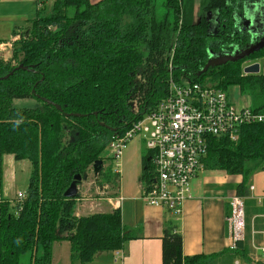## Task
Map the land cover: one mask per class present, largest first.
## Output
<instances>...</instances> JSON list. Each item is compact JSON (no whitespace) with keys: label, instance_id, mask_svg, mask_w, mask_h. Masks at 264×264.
Returning <instances> with one entry per match:
<instances>
[{"label":"trees","instance_id":"16d2710c","mask_svg":"<svg viewBox=\"0 0 264 264\" xmlns=\"http://www.w3.org/2000/svg\"><path fill=\"white\" fill-rule=\"evenodd\" d=\"M50 2L47 15L39 3L28 36L13 45L12 59L0 61V78L12 73L0 80V163L8 155L30 168L23 201L9 206L0 199V264L23 258L24 264H53L54 243H68L71 264H90L96 254L124 248L131 237L119 210L76 217L78 196L63 195L75 176L86 177L96 161L104 162L112 138L155 109L170 80L208 83L225 92L235 86L253 111L264 113V75L241 74V64L264 57V49L197 77L212 55L249 45L241 18L263 0H202L197 23L185 20L183 0H163L160 19L156 0ZM20 65L27 70H15ZM30 98L37 107L12 106L14 99ZM203 168L241 176L237 195L247 197L250 176L264 170V124L243 127L235 144L212 138ZM150 170L146 161L143 188L151 182ZM104 173L105 182L115 185L110 169ZM161 242L162 264H215L219 258L184 257L172 221L165 222Z\"/></svg>","mask_w":264,"mask_h":264},{"label":"crops","instance_id":"0c3cea01","mask_svg":"<svg viewBox=\"0 0 264 264\" xmlns=\"http://www.w3.org/2000/svg\"><path fill=\"white\" fill-rule=\"evenodd\" d=\"M89 1L97 3L102 0ZM198 2L200 1L194 0L193 15L198 13ZM39 3H42L41 7L46 6V0H0L1 62L12 59L13 45L19 39V31L30 23ZM249 11L247 9V13L243 15L252 16L248 14ZM260 13L264 17V12ZM245 26L252 27L251 24ZM123 152L118 174L115 169L117 175L109 201V209L119 210L122 226L131 237L120 251L121 264H162L161 238L167 221H172L181 234L184 257L217 255L219 258L215 264H264V256L255 249L264 245V239L257 234L252 236L253 232L264 231V170L252 174L247 182L249 194L243 198L245 240L234 244L230 238L227 219L230 215V199L237 195V188L242 182L241 176L202 168L190 182V198L183 203L181 215L175 217L165 209L146 205L141 199L143 187L140 177L143 174L145 157L149 154L143 138H134ZM8 158V155H4L1 161ZM20 164V161L14 160L7 169L10 180H13L18 169L21 174L25 173L27 183L29 165L24 163L20 167ZM107 166L108 164L103 165L106 168ZM2 175L5 183L4 173ZM4 192L5 186L2 185L0 198L10 201ZM114 254L115 252L96 254L90 264H99L100 258L102 264H114ZM227 256L232 257V262H225Z\"/></svg>","mask_w":264,"mask_h":264},{"label":"built area","instance_id":"2783aa9c","mask_svg":"<svg viewBox=\"0 0 264 264\" xmlns=\"http://www.w3.org/2000/svg\"><path fill=\"white\" fill-rule=\"evenodd\" d=\"M257 124H264V113L234 105L225 91L209 84H176L170 80L168 95L123 135L112 138L107 156L118 174L123 150L135 136H141L153 165L151 182L144 186L141 199L148 206L178 217L183 203L190 198L191 180L203 168L208 142L215 138L235 144L241 128ZM23 199L19 193L17 200ZM229 205L227 223L235 244L245 240V205L238 195L231 197ZM254 234L264 239V231ZM255 249L264 256V245ZM121 256L120 251L115 252L114 264H121Z\"/></svg>","mask_w":264,"mask_h":264},{"label":"rangeland","instance_id":"374dc122","mask_svg":"<svg viewBox=\"0 0 264 264\" xmlns=\"http://www.w3.org/2000/svg\"><path fill=\"white\" fill-rule=\"evenodd\" d=\"M199 1H200V2H198L199 7L197 9L198 13L193 15V12L191 10L190 5H188V2H190L193 5L194 0H183L185 5H183L181 7V9L185 7V9L183 10L185 12V15H186V16H184L185 20L188 21V20L192 19L193 23L198 22L199 14H200V6L202 4V0H199ZM162 3H163V0H156V3H155L156 16L158 19L162 18L165 14V11H166L165 8L163 7ZM38 7H39V5H38ZM50 10H51V3L49 0H46L45 14L46 15L49 14ZM244 15H245V12H244ZM244 18L246 19V16H244ZM247 18H249V16ZM263 18L264 17H262V19ZM255 27L256 26H253V28H255ZM29 30H30V23L27 24V26H25V28L22 31L21 30L19 31V39L21 40L23 37H27L29 34ZM223 55L224 54H222L220 56H223ZM171 57H172V55H171ZM171 57L168 61V72H169V74L172 73ZM252 62L253 61L248 60V61H245L241 64L242 65L241 74L243 76H244V73H243L244 67L243 66H245L246 64L252 63ZM256 63L259 65L260 69L262 70L264 67V57L258 59ZM205 84H208V83H205ZM209 85H211V84H209ZM226 94L228 96V100L238 107H243V106L250 107L251 106L249 98L246 95L240 94L238 88L235 86L228 87L226 90ZM134 101L136 102V100H134ZM134 104L136 105V103H134ZM12 106L14 108H20V109L35 108L38 106V101L35 99H31V98L30 99H14V100H12ZM136 137H134V138H136ZM136 141H138V140H136ZM107 157L108 156H107V150H106L105 156L103 159L104 162H102V167H101V170H102L101 174L103 175V178L95 175L93 170L91 169L90 171L87 172L86 179L81 181L78 184V198L75 202V204H76L75 216L76 217H82V216H87V215L96 214V213H109L112 211L111 209H109V207H110L109 201L112 198V195H113L112 192H113L114 186L112 183L105 182V175H104L105 173L104 172H105L106 167H103V165L108 164L107 168L110 169V175L112 178L116 179L117 174L115 173V163L113 161H111L110 159L108 160ZM13 161L14 160H12V158L9 156L8 160H3L0 163L2 173H4V175H5V183H4V176L2 175V185L5 186L4 194H5L6 198L10 199V201H7V200H5V201L8 202L9 206H12L16 203H19V201L17 200V195L19 193L23 194L24 198H25V193H26L25 191L27 189V183L25 182L26 177L24 176L25 173L21 174V172L18 169L15 171V176H14L13 180H10L9 172L7 169H9L11 167V163ZM146 161H148L150 167L153 169V165H152L151 158H150L149 154H147L145 157V162ZM20 162H21L20 167L24 163L27 165V162H24V161H20ZM145 162H144V164H145ZM29 169L30 168H28V170H27L28 179H29V174H30ZM150 171H151V178H152V170H150ZM1 200H0V203H2ZM52 260H53V264H71L70 260H69V251H68V244L67 243H60V244L54 243L53 244ZM101 260H102L101 258L98 259V261H100L99 264H102ZM24 261H25V259L23 258L22 261L20 262V264H24ZM209 263H212V261H210Z\"/></svg>","mask_w":264,"mask_h":264},{"label":"water","instance_id":"95a60500","mask_svg":"<svg viewBox=\"0 0 264 264\" xmlns=\"http://www.w3.org/2000/svg\"><path fill=\"white\" fill-rule=\"evenodd\" d=\"M258 10V12H257ZM257 13H256V12ZM261 11L264 12V0H263V4L259 7H255L253 9V11H249L248 14H251L252 16H249V19L244 18L243 15V19L244 25H249L251 24L252 27H250L251 29V34L250 36H252V44L250 46H247L246 48H244L241 51H234L231 55H223V56H218L215 58H210L206 65L197 73V77H200L203 73H205L209 68L212 67H219L222 65H225L227 63H235L238 61H242L246 58H249L250 56H252L253 54L261 51L262 49H264V18L262 19V15H261ZM249 20V21H248ZM253 26H256L255 28H253ZM259 27V28H258ZM27 70V68L23 67L22 65L18 66L15 70ZM243 73L245 75H257V74H263L264 75V67L261 70L259 65L257 63H253L249 66H246L243 68ZM10 75H12V73H9L7 76L0 78V80H5L7 79ZM39 99V98H37ZM41 101L45 102L46 104L53 106L57 111H61V108L51 102H48L44 99H41ZM102 167V161H96L93 165V172L95 175H97L100 171ZM86 177L81 178L80 176H75L73 181L71 182L70 186L68 187V189L64 192V197L66 199H72L75 198L78 194V184L85 180Z\"/></svg>","mask_w":264,"mask_h":264},{"label":"flooded vegetation","instance_id":"af4514ba","mask_svg":"<svg viewBox=\"0 0 264 264\" xmlns=\"http://www.w3.org/2000/svg\"><path fill=\"white\" fill-rule=\"evenodd\" d=\"M241 24H242V31H244L245 33H247V34H249V37H248V43H249V45L248 46H250L251 44H252V36H250V34H251V29L250 28H248V27H246L244 24H243V18H241ZM234 51H238L237 49L236 50H234ZM231 55V54H229V53H226L225 55ZM257 61H253L252 63H256ZM92 170H93V168H92Z\"/></svg>","mask_w":264,"mask_h":264},{"label":"bare ground","instance_id":"6f19581e","mask_svg":"<svg viewBox=\"0 0 264 264\" xmlns=\"http://www.w3.org/2000/svg\"><path fill=\"white\" fill-rule=\"evenodd\" d=\"M228 55V54H227ZM215 57H218V55L217 56H211L210 58H215ZM242 129V128H241ZM138 136V135H137ZM136 137V136H135ZM151 170H152V168H151ZM145 188V187H144ZM144 188L142 189V193L144 192ZM142 195V194H141ZM77 196H78V194H77ZM77 196L75 197V198H77ZM75 198H72V199H75ZM146 204V203H145ZM147 205V204H146Z\"/></svg>","mask_w":264,"mask_h":264}]
</instances>
